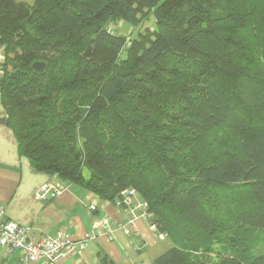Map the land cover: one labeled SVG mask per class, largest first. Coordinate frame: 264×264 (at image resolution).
<instances>
[{"label": "trees", "instance_id": "1", "mask_svg": "<svg viewBox=\"0 0 264 264\" xmlns=\"http://www.w3.org/2000/svg\"><path fill=\"white\" fill-rule=\"evenodd\" d=\"M0 46V123L35 172L135 189L172 243L152 264H264V0H0Z\"/></svg>", "mask_w": 264, "mask_h": 264}, {"label": "crops", "instance_id": "2", "mask_svg": "<svg viewBox=\"0 0 264 264\" xmlns=\"http://www.w3.org/2000/svg\"><path fill=\"white\" fill-rule=\"evenodd\" d=\"M4 116L0 104V118ZM54 180L49 174L35 172L29 161L18 155L11 130L0 123V208L4 210L0 222L14 221L28 227L35 238L54 237L61 232L77 241L91 230L94 222L108 217L110 237L106 234L89 240L82 251L59 264H152L158 257L160 243L168 239L165 234L161 240L159 235L163 233L152 228L148 220L137 218L131 233L125 235L121 229L128 217L124 208L100 199L80 185L61 182L65 189L58 196L46 202L37 200L39 187ZM0 264H20V260L15 251L0 246Z\"/></svg>", "mask_w": 264, "mask_h": 264}, {"label": "built area", "instance_id": "3", "mask_svg": "<svg viewBox=\"0 0 264 264\" xmlns=\"http://www.w3.org/2000/svg\"><path fill=\"white\" fill-rule=\"evenodd\" d=\"M5 60L4 47L0 46V74ZM65 189L64 184L57 180L43 183L36 192V199L46 202L58 196ZM116 205L123 207L128 214L127 221L121 226L125 235L131 233V227L137 218L147 220L149 213L147 203L139 198L133 188L125 189L116 200ZM94 210L93 206H90ZM4 210L0 208V221ZM108 217H103L92 224L91 230L85 233L82 239L72 241L68 236L58 232L53 236L35 238L28 227L14 221L0 222V246L15 251L20 264H59L64 258L84 249L89 240L102 235H111ZM159 238L164 239V234Z\"/></svg>", "mask_w": 264, "mask_h": 264}, {"label": "rangeland", "instance_id": "4", "mask_svg": "<svg viewBox=\"0 0 264 264\" xmlns=\"http://www.w3.org/2000/svg\"><path fill=\"white\" fill-rule=\"evenodd\" d=\"M155 27V21L153 18H150L148 21L143 23L142 25H139L137 27H131L123 22H119L116 25H109V30L116 34V35H124L126 37V43L129 44L130 40L133 37H136L138 33L144 31L145 29L149 28L152 30ZM87 172L84 171V174ZM209 203H214L215 199L218 204V208L220 212L222 213H228V212H238L242 207H247L248 204L244 203V206H239V203L236 202L237 196L234 194L232 189H222L217 188V197L214 198V196L209 195ZM213 198V199H212ZM166 235V233H163ZM172 243L169 239H167L165 242H161L159 245V249L157 250V256H159L163 251L164 248L171 247ZM250 247L252 249V252L254 255L262 254L264 253V233H260L259 237L251 244ZM158 251H162L161 253H158Z\"/></svg>", "mask_w": 264, "mask_h": 264}, {"label": "water", "instance_id": "5", "mask_svg": "<svg viewBox=\"0 0 264 264\" xmlns=\"http://www.w3.org/2000/svg\"><path fill=\"white\" fill-rule=\"evenodd\" d=\"M31 68L34 72L41 74L45 70V64L43 62H34Z\"/></svg>", "mask_w": 264, "mask_h": 264}]
</instances>
